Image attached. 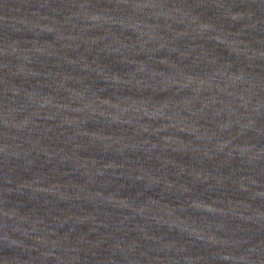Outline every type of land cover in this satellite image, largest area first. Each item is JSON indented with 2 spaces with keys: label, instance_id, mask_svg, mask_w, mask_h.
I'll return each instance as SVG.
<instances>
[{
  "label": "water",
  "instance_id": "water-1",
  "mask_svg": "<svg viewBox=\"0 0 264 264\" xmlns=\"http://www.w3.org/2000/svg\"><path fill=\"white\" fill-rule=\"evenodd\" d=\"M0 264H264V0H0Z\"/></svg>",
  "mask_w": 264,
  "mask_h": 264
}]
</instances>
